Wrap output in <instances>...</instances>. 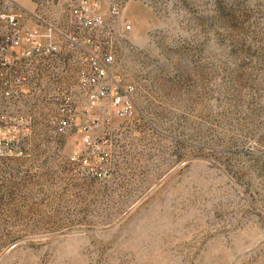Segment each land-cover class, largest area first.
Here are the masks:
<instances>
[{
	"label": "rangeland",
	"instance_id": "obj_1",
	"mask_svg": "<svg viewBox=\"0 0 264 264\" xmlns=\"http://www.w3.org/2000/svg\"><path fill=\"white\" fill-rule=\"evenodd\" d=\"M16 1L69 29L71 0ZM101 1L90 16L109 32L92 38L132 114L84 112L65 42L33 97L0 80V117L32 118L26 153L0 156V264H264V0ZM69 97L76 125L59 132Z\"/></svg>",
	"mask_w": 264,
	"mask_h": 264
},
{
	"label": "built area",
	"instance_id": "obj_2",
	"mask_svg": "<svg viewBox=\"0 0 264 264\" xmlns=\"http://www.w3.org/2000/svg\"><path fill=\"white\" fill-rule=\"evenodd\" d=\"M101 4V0H71L69 29L64 31L36 16L16 0H0V80L5 84L4 96L13 101L33 97L37 92L34 83L38 81L40 72L45 69L55 71L58 61L55 58L61 53V42H65L70 49H77L81 54L78 60V86L87 104L84 112L89 114L101 102H105L108 110L117 116H130L134 107V88L124 87L121 80L110 73L114 63L111 49L95 45L92 38L95 29L109 32L103 19L90 16ZM112 14L118 16L119 12L113 8ZM30 19L36 20L34 26L28 25ZM124 30L129 32L131 25H124ZM54 77H51L52 81ZM71 98L64 105H58L53 119L59 132L76 125V120L70 115L73 110ZM92 123L87 118L79 126L80 130L88 131ZM2 126L10 134V139L6 148L0 146V156H23L28 148L32 118L8 114L0 117V131ZM84 142L89 143V137H85Z\"/></svg>",
	"mask_w": 264,
	"mask_h": 264
}]
</instances>
